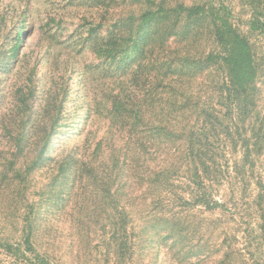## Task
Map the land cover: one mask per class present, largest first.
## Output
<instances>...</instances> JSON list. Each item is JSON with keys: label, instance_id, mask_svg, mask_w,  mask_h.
<instances>
[{"label": "trees", "instance_id": "16d2710c", "mask_svg": "<svg viewBox=\"0 0 264 264\" xmlns=\"http://www.w3.org/2000/svg\"><path fill=\"white\" fill-rule=\"evenodd\" d=\"M145 4L137 31L121 34L118 39L122 43L98 53L115 61L120 54L128 56L130 49L143 53L160 38L159 52L147 58L141 75L122 83L116 95L106 96L112 115L118 118L115 125L121 123L128 135L125 145L103 157V142H99L91 161L75 162L82 177L102 195L92 191L88 204L95 206L90 209L91 216L98 220L84 223L88 227L76 244L90 245L91 236H95L101 240L95 249L102 248L103 255L111 256L115 264H129L139 239L157 238L160 242L177 238L175 243L186 244L192 240L190 236H199L202 243L195 254L212 245L222 254L213 264H239L233 240L240 229L237 220L245 209L246 217H257L259 244H264V106L259 86L264 70V0H243L249 12L244 30L225 2L172 6L146 0ZM198 21L206 23V34L214 46L208 52L195 45L199 44L194 25ZM23 36L20 31L16 50ZM203 79L208 83L204 97L195 86ZM32 97L31 89L19 98L26 112L31 110ZM53 105L54 115H47L51 123L38 142L35 157L24 176L18 171L15 174L19 187H26L49 158L63 101ZM27 129L22 122L8 132L13 142L12 170L26 153ZM67 172V166L60 167V175ZM20 195L22 203H27L18 218L21 238L14 242L12 234L0 230V250L23 264H59L38 246L35 203L27 190ZM139 201L144 214L135 225L137 211L133 207ZM190 214L202 216L199 222L204 225L186 224ZM214 216L220 217L211 220ZM242 257L240 254L241 263Z\"/></svg>", "mask_w": 264, "mask_h": 264}, {"label": "rangeland", "instance_id": "374dc122", "mask_svg": "<svg viewBox=\"0 0 264 264\" xmlns=\"http://www.w3.org/2000/svg\"><path fill=\"white\" fill-rule=\"evenodd\" d=\"M155 1L172 6L225 2L233 9L237 24L243 30V21L249 17L243 0ZM145 3L146 0H0V230L12 234L14 242L20 240L18 218L27 204L22 203L20 192L27 190L35 203L38 246L59 264H115L111 256L103 255L102 248L95 249L101 244L95 236H91L90 245L76 244L78 236L88 227L84 223L98 220L91 216L90 209L95 206L88 204L93 197L92 191L97 196L102 195L89 184L86 176L82 177L80 166L75 162L91 161L99 142H103V157H108L112 150L118 152L128 140L121 123L115 125L118 118L112 115L110 98L106 96L116 95L122 83L141 75L147 58L159 52L161 45L157 42L160 38L143 53L130 49L126 53L128 56L120 54L115 61L98 53H107L108 47L122 43L118 39L121 34L129 36L137 31L138 17L146 10ZM194 25L199 35L196 47L206 52L214 49L206 34V23L198 21ZM20 31L24 36L16 50ZM170 44L174 45V41ZM261 47L264 54V38ZM207 84L203 79L195 85L203 97L207 94L204 88ZM259 86L264 106V70ZM31 89V110L26 112L19 98L22 92ZM56 101H63V108L49 158L30 177L26 187H19L14 182L15 174L18 171L24 176L27 165L35 157L44 131L51 123L49 117L54 115ZM22 122L28 128L26 153L12 170L13 142L8 132ZM235 156L230 155L232 160ZM261 164L264 170V156ZM63 165L68 167V172L60 175ZM133 208L137 211L135 225H138L144 214L143 203L139 201ZM246 216L245 209L237 220L240 229L233 240L234 257L239 264H262L264 244H259L260 224L254 214ZM201 217L190 214L186 224L204 225L199 222ZM231 237L229 235L227 240ZM189 238L192 240L186 244L175 243L177 238L160 242L157 238L154 241L152 238L139 239L128 263L213 264L214 259L222 255L212 245L208 251L195 254L202 237ZM240 254L243 263L239 260ZM0 264L23 263L0 250Z\"/></svg>", "mask_w": 264, "mask_h": 264}]
</instances>
